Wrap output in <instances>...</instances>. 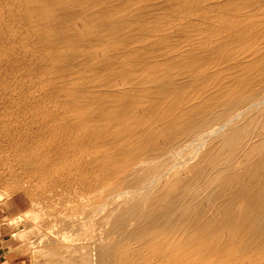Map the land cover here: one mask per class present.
<instances>
[{
  "label": "bare ground",
  "instance_id": "bare-ground-1",
  "mask_svg": "<svg viewBox=\"0 0 264 264\" xmlns=\"http://www.w3.org/2000/svg\"><path fill=\"white\" fill-rule=\"evenodd\" d=\"M203 4L204 0H0V69L10 84L11 99L21 97L19 107L32 112L52 108L59 120H69L64 123L72 137L62 145L65 153L56 156L40 155L37 143L17 155L14 160L27 167V176L43 184L51 175H65L68 183L87 187L88 193L99 191L114 209L120 200L149 189L185 165L190 160L184 157L186 149L196 152L263 105L264 32L257 37L254 30L261 20H249L245 14L263 10L264 4L228 0L224 7L232 14L227 23L234 29L229 32L224 26L228 33L222 38L218 11L215 28L202 32L197 16L205 13ZM191 15L195 21H189ZM243 39L248 49L239 55L244 58L235 66L219 68L235 60L232 50L240 51ZM204 46H215L214 53H205ZM256 87L263 91L256 93ZM260 148L253 146L244 155V167L261 155L255 154ZM51 161H56L54 170L49 168ZM255 162L243 168H250L248 178L240 181L241 174H236L233 203L228 201L221 210L223 215L231 210L226 217L233 218L237 208L238 219L223 216L212 224L215 216L209 219L206 214L198 218L200 227L195 229L190 221L191 229L178 222L181 231L175 234L165 227L169 224L161 220L167 215L162 212L161 218L154 217L164 227L155 230L152 226L159 224L149 226L147 220L153 219L148 218L146 227L142 222L141 229L137 225L138 230L123 238L135 244H118L111 258L122 260L120 264H264V154ZM150 167L154 169L135 182L133 176ZM106 202H100V210L105 211ZM231 205L236 207L232 210ZM197 212L189 211L188 217L204 214ZM106 249L108 255L109 246ZM102 251L93 257H103Z\"/></svg>",
  "mask_w": 264,
  "mask_h": 264
},
{
  "label": "rangeland",
  "instance_id": "rangeland-1",
  "mask_svg": "<svg viewBox=\"0 0 264 264\" xmlns=\"http://www.w3.org/2000/svg\"><path fill=\"white\" fill-rule=\"evenodd\" d=\"M227 1L228 0H204L205 4H203V9L205 13L202 16H197L200 18L198 23H200L204 34L209 33V31L215 28V11H218L217 14H220L218 16L220 18V23H218L217 29L221 32V38L228 33L225 32L224 26L229 32L234 29V27L229 26L227 23L232 14L224 7ZM259 1L264 4V0ZM245 15V17H251L249 20L253 18H256L258 21L261 20L260 25L254 30V33L258 37L260 32H264V8L263 10L259 9L251 13L246 12ZM194 16L195 15H191L189 21H195ZM247 23L249 24L246 25L248 29L252 27L250 22ZM192 24L193 22L190 25ZM260 38L264 39V36ZM243 42L245 44L240 51L237 52L236 48L232 50L236 52L234 55L235 60H230L227 62L229 64H223L219 68L235 66L238 61L244 58L243 55H239L246 52L248 49L245 47L247 41L245 42L243 39ZM219 44L220 42L217 41L216 46H219ZM214 47L215 46L212 48H205L204 46L205 49H203V51L212 55L215 50ZM253 50L257 52L259 49L255 46ZM226 53H230V49H227ZM10 89V84L6 82L5 73L0 69V195H4L5 197L9 194L11 195L10 201L5 200V207L10 205L9 209L0 211V221H2L5 216L15 218L16 216L23 215L31 210V205L33 206V214L30 220H25L19 228H8L7 226L0 225V240L4 242L0 244V257L6 256L7 259H15L13 264H120L118 261L123 262L122 260L112 259L116 251L119 250V246L123 244L133 246L135 244L132 241L131 243L129 241L126 242L123 238L125 237L128 239V233L130 232L129 234H132L135 232L134 230H138V228L141 229V225L143 226L145 224L144 227H146V224L148 225L149 223V226H151L153 222L154 225L159 224L160 216L164 215L162 212H165L167 215L170 214L168 217H174V219L181 217L180 215L186 217V220L181 217L182 219L179 218L176 221L172 218L173 222L182 223L183 227H186V229L189 221V225L191 227L193 226L192 228L196 227V225L200 227V220L198 218H205L206 214L209 219L215 216V219H210L212 221H222L223 216L226 217V215L230 213V216L232 215L231 210L228 211V214L224 212L226 215H223V211L221 212V210H224V204L228 201H230L229 204L233 203L231 200L234 198L232 192L237 182L236 174H241L240 181L248 178L247 170L250 168L246 170L243 168H247V166L250 167L252 164L254 165L256 163L255 160L258 161V158L264 154L263 104L253 108L246 119L237 122L230 129L228 128L216 137L208 140L196 152L191 151V149H186L184 157L190 158V160L185 165L174 168L167 176L162 178L158 183L152 185L149 189L143 190L141 193H137V195L133 194L136 196L130 195L127 197L130 198L128 200H125L127 198L120 200L115 204L116 207L114 206L113 209L114 204H112L109 199H106L104 195L102 196L99 191L88 193L87 187L83 188L82 185L68 183L65 175L60 177L57 176V178L51 175L43 184L27 176V167L23 164H18L14 158L20 153L26 152L36 143L39 144L40 155L42 152L54 156L65 153V150L62 149L63 143L72 141V137L66 129L68 127H66L64 123V121L68 123L69 120H59L58 118L61 116L54 114L52 108L49 109L46 107V109L41 112H32L20 108L19 105H23V102L20 100L21 97L12 100V92H10ZM254 90H256V93L263 91V89L259 87H256L253 91ZM219 111L220 110L217 112L214 111L213 115L217 114ZM54 132H56L57 135L52 137ZM253 146H261L260 153L258 152L259 150L255 153L256 155L258 154V156L259 154L261 155L259 157L257 156V159L254 155L250 161L252 164L250 163L244 167V163L242 164L241 162L243 161L241 160ZM237 148L239 149L237 150ZM239 162L242 164V167ZM55 163L56 161L50 162L51 166H49V168L51 170H54L52 166ZM153 169L154 167H150L144 173H139L140 177L134 175L135 182L138 181L139 178L148 175ZM241 169H243V171L245 170L246 173L243 174ZM130 177L129 179L133 182L132 175ZM22 181L24 182L23 184H21ZM41 185H43V188L39 190V186ZM183 194L184 197L181 196ZM174 199L175 201H173ZM105 200L109 205L106 202V209L103 211L100 210L102 207L100 202ZM161 200L166 201V203H164L165 205L162 204ZM33 201L37 202V205L34 204L36 207L33 205ZM167 202L169 204L171 203L170 206ZM166 205L170 207L169 210L166 209ZM163 206L165 211L161 209ZM200 207L201 209L199 210ZM221 207L222 209H220ZM231 207L233 206L231 205ZM235 207L234 205L231 209L233 210ZM181 209H183V212H185L187 216H183L185 213H182ZM188 209L192 214L195 213L197 215V211L200 213L202 211V214H204L202 216L198 215L197 218L194 217L195 215H191L192 219L191 216L188 217L190 215ZM236 209L237 208L233 210V218H228L230 216L226 218L223 217L224 220L232 219V221H234L236 218L238 219V217H236L237 213H235L237 212L235 211ZM107 210L111 218L110 216L108 217ZM186 210L189 214H187ZM193 210H195L194 213ZM179 211L181 212L180 214ZM160 213L162 215H160ZM173 214L176 215L173 216ZM157 215H159V219L154 217ZM166 216L161 219H164L165 224H169L165 227L167 228V226H170L169 228L171 231L174 230L175 234L179 233L177 231L180 230L182 224L180 226L178 223L179 226L176 227L177 224L174 222V225L170 217L166 223L165 220L168 218ZM148 218H150V220L153 219V221L149 222ZM124 219L127 221L126 223H123L125 222ZM194 219L196 220L193 221ZM157 221L159 223H157ZM191 221L193 225L190 224ZM137 222L139 224H137ZM169 222H172V225H170ZM106 223H109V225ZM215 223L216 221H213L212 224ZM234 223H236V221L233 222V228H236L238 224ZM163 224L152 227L155 228L157 226L155 230H158V227H164ZM178 227L179 229H177ZM191 227L188 226L190 229ZM184 228L182 231L186 230ZM130 230L133 231L131 232ZM16 231H24V242L12 239V233ZM171 231H169V233L174 235ZM44 232L49 235H46ZM53 232H56V234H53ZM110 232L112 234H110ZM124 233L125 236H123ZM42 236L43 238H41ZM48 236L51 238H48ZM55 236L56 240L59 242L53 240ZM61 237L65 238V240L63 239L64 242L66 240L68 241L65 243L62 242L63 240ZM69 238H71V240ZM49 239L57 243H50ZM43 240L45 241L44 243ZM48 242L50 244H47ZM29 244H31V247ZM101 244H103V248L100 246ZM118 244L120 245L118 246ZM111 245L117 249L111 248ZM9 246L13 247L14 250L12 252L8 251ZM108 246L110 248V253L106 255V248H108ZM95 248L100 252L103 250L102 253H104L105 258H103V254V257L95 256L94 258L93 256L96 255L98 251L95 250ZM99 251L97 255L101 254Z\"/></svg>",
  "mask_w": 264,
  "mask_h": 264
},
{
  "label": "clouds",
  "instance_id": "clouds-1",
  "mask_svg": "<svg viewBox=\"0 0 264 264\" xmlns=\"http://www.w3.org/2000/svg\"><path fill=\"white\" fill-rule=\"evenodd\" d=\"M5 200L10 201L11 200V195L9 194L7 197L4 195H0V211H4L9 209L10 205L5 207ZM32 205H31V210L24 213L23 215L16 216L15 218H9L7 216L3 217L2 221H0V225L2 226H7L8 228H19L20 225L25 221V220H30L32 216ZM24 231H16L12 233V239L13 240H18L20 242H24L25 237H24ZM4 242L0 240V244H3ZM31 247V244H29ZM14 249L13 247L9 246L8 251L12 252ZM5 264H8L7 259L5 260Z\"/></svg>",
  "mask_w": 264,
  "mask_h": 264
},
{
  "label": "crops",
  "instance_id": "crops-1",
  "mask_svg": "<svg viewBox=\"0 0 264 264\" xmlns=\"http://www.w3.org/2000/svg\"><path fill=\"white\" fill-rule=\"evenodd\" d=\"M7 259V257L5 256V257H0V264H5V260ZM15 259H7V261H8V264H13V261H14Z\"/></svg>",
  "mask_w": 264,
  "mask_h": 264
}]
</instances>
